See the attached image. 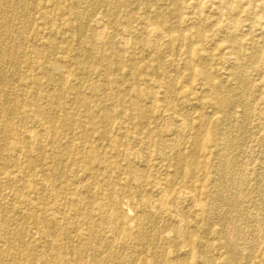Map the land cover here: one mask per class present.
Listing matches in <instances>:
<instances>
[{"label": "rangeland", "instance_id": "1", "mask_svg": "<svg viewBox=\"0 0 264 264\" xmlns=\"http://www.w3.org/2000/svg\"><path fill=\"white\" fill-rule=\"evenodd\" d=\"M3 1L0 264H264V0Z\"/></svg>", "mask_w": 264, "mask_h": 264}, {"label": "bare ground", "instance_id": "2", "mask_svg": "<svg viewBox=\"0 0 264 264\" xmlns=\"http://www.w3.org/2000/svg\"><path fill=\"white\" fill-rule=\"evenodd\" d=\"M16 2H15V4L20 8V2H19V0H15ZM77 2H80V0H77ZM93 2H97V0H93ZM5 2L3 1V0H0V11H2V10H5L6 11V8H4L5 7V4H4ZM110 4L115 8L116 6H117V0H110ZM9 7V6H8ZM22 7V6H21ZM13 8L15 9L16 7H14L13 6ZM83 17V16H82ZM80 20V19H79ZM95 20V19H94ZM215 22V21H214ZM95 24V23H94ZM99 24H101V26H102V23H99ZM148 24V23H147ZM236 25V22H234V25L233 26H235ZM106 26V25H105ZM105 26H104V28H105ZM97 27V26H96ZM150 28V27H149ZM7 29H8V22L6 21V23H4L3 25H0V46H1V43L2 42H4L5 41V37H6V32H7ZM97 29V28H96ZM94 30V32H95V34H96V36H100L102 33V30H103V26L102 27H100V26H98V29L97 30ZM107 29V28H106ZM105 30V29H104ZM29 31V30H28ZM107 31V30H106ZM125 31V30H124ZM151 32V34H153V36H155L156 38H160L162 35H161V33L162 32H160V29H158V28H153L152 30H150ZM163 31V30H162ZM127 31H125L124 33H125V35H127L128 36V33H126ZM8 33H9V30H8ZM149 33V34H150ZM10 34V33H9ZM23 35V30H22V34H20V37ZM165 36V35H164ZM12 37H14V36H12ZM25 37V36H24ZM22 38V37H21ZM99 38V37H98ZM101 38V37H100ZM163 38V37H162ZM166 39V38H165ZM10 41V40H9ZM154 41H156V40H154ZM15 43V42H14ZM123 43H125V42H123ZM5 44V43H4ZM17 44V43H16ZM99 44V43H98ZM146 45H148V44H146ZM157 46V45H156ZM120 47V46H119ZM9 48V47H8ZM99 48V47H98ZM121 52V51H120ZM9 54V53H8ZM185 58V57H184ZM235 59V58H234ZM238 59V58H237ZM5 61V60H4ZM66 61V60H65ZM187 61V60H186ZM239 63V62H238ZM9 65V64H8ZM65 73V72H64ZM70 73V72H69ZM68 73V74H69ZM2 75V74H1ZM66 75V74H65ZM250 75V74H249ZM248 75V76H249ZM67 77V76H66ZM245 78V77H244ZM53 85V84H52ZM155 90V89H154ZM172 90V89H171ZM158 91V90H157ZM26 92V91H25ZM23 94V93H22ZM24 98V97H23ZM171 100V99H170ZM81 103L84 101V99H80L79 100ZM157 101V100H156ZM171 102V101H170ZM226 102V101H225ZM44 104V103H43ZM37 108H38V114H42V113H44V110L41 108V107H39V106H37ZM167 111V110H166ZM166 111H164V112H166ZM50 120V121H49ZM41 121V120H40ZM47 121L50 123L51 122V118L50 117H48V119H47ZM8 123V122H7ZM9 124V123H8ZM8 124H6V127L8 126ZM48 124V123H47ZM47 124H45V125H47ZM184 124V123H183ZM185 125V124H184ZM31 127V126H30ZM46 127V126H45ZM49 127V126H48ZM29 128V127H28ZM47 128V127H46ZM27 129V128H26ZM30 129V128H29ZM29 129L27 130V131H29ZM33 129V128H32ZM49 129V128H48ZM31 131V130H30ZM28 133V132H27ZM33 133V132H32ZM32 135V134H31ZM33 135H35L34 133H33ZM45 135V134H44ZM178 135V134H177ZM185 135V134H184ZM36 136V135H35ZM34 137V136H33ZM26 138H28V137H26ZM30 138H31V136H30ZM43 139V138H42ZM181 139V138H180ZM33 140V139H32ZM178 141V140H177ZM34 142V141H33ZM229 142V141H228ZM231 144V143H230ZM32 145V144H31ZM32 147V146H31ZM18 148H20V147H18ZM22 148V147H21ZM20 148V149H21ZM170 148V147H169ZM135 150V149H134ZM128 151V150H127ZM231 151V150H230ZM20 151H18V153H19ZM18 153H17V155H18ZM13 154V153H12ZM20 154V153H19ZM13 157V156H12ZM20 157V156H19ZM133 157V156H132ZM13 158H15V155H14V157ZM237 158V157H236ZM16 159H18L17 158V156H16ZM228 163V162H227ZM229 164V163H228ZM228 168V167H227ZM227 171V170H226ZM236 171V170H235ZM140 175V174H139ZM81 178V177H80ZM136 178H137V176H136ZM244 178V177H243ZM134 179V178H133ZM242 179V178H241ZM138 180V179H137ZM241 182V181H240ZM81 184V183H80ZM225 186V185H224ZM224 186H222V188L224 187ZM138 187V186H137ZM154 187V186H153ZM227 187V186H226ZM161 188V187H160ZM45 189V188H44ZM165 190V189H164ZM186 190V189H185ZM222 190V189H221ZM187 191H189V190H187ZM234 191V190H233ZM161 192V191H160ZM159 192V193H160ZM163 192V191H162ZM181 192V191H180ZM263 192V191H262ZM179 193V192H178ZM184 193V192H183ZM163 195H161V198H162V196H164V193H162ZM166 194V193H165ZM194 194V193H193ZM178 195H180V194H178ZM182 195V194H181ZM190 195H192V194H190ZM240 195V194H239ZM194 196V195H193ZM166 197V196H165ZM165 197H163L164 199H165ZM177 197V196H176ZM182 197V196H181ZM195 197V196H194ZM160 198V199H161ZM192 198V197H191ZM263 198V197H262ZM194 199H196V197L194 198ZM231 199V198H230ZM162 200V199H161ZM166 200V199H165ZM174 200H176L175 198H174ZM219 200V199H218ZM237 200V199H236ZM182 201V200H181ZM191 201H193L192 199H191ZM196 201H197V199H196ZM176 202V201H175ZM158 203V202H157ZM177 203V202H176ZM193 203V202H192ZM161 204V203H160ZM159 204V205H160ZM154 205H156V204H154ZM154 205H153V207H154ZM162 205H163V203H162ZM152 206V205H151ZM198 206V205H197ZM235 206V205H234ZM156 208H157V206H156ZM195 208V207H194ZM151 209H153V208H151ZM158 209V208H157ZM176 209V208H175ZM219 209V208H218ZM156 211V210H155ZM162 214V213H161ZM219 214V213H218ZM180 216V215H179ZM238 216V215H237ZM259 217V216H258ZM184 218V217H183ZM183 218H182V220H183ZM263 218V217H262ZM52 219V218H51ZM186 219V218H185ZM181 220V219H180ZM181 221H179V223H180ZM92 223V222H91ZM177 223V222H176ZM182 223V222H181ZM243 223V222H242ZM228 224V223H227ZM230 224H232V223H230ZM263 225V224H262ZM70 229V228H69ZM231 231V230H230ZM260 232V231H259ZM57 233V232H56ZM36 234V233H35ZM230 234V233H229ZM116 235V234H115ZM83 237L85 236L84 234L82 235ZM229 236V235H228ZM115 237V236H114ZM232 237H234V236H232ZM234 239V238H233ZM238 240V239H237ZM186 241V240H185ZM149 242V241H148ZM233 242V241H232ZM244 242V241H243ZM88 244V243H87ZM231 245V244H230ZM239 246V245H238ZM3 247V246H2ZM245 250V249H244ZM2 251L3 250H1V248H0V255H1V253H2ZM246 253V252H245ZM163 255V254H162ZM236 259V258H235Z\"/></svg>", "mask_w": 264, "mask_h": 264}]
</instances>
